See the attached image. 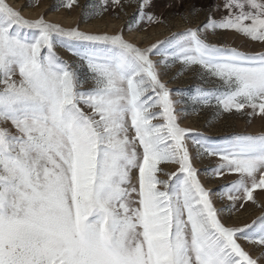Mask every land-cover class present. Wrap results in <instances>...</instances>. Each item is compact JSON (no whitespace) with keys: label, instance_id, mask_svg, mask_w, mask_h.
<instances>
[{"label":"snow or ice","instance_id":"1","mask_svg":"<svg viewBox=\"0 0 264 264\" xmlns=\"http://www.w3.org/2000/svg\"><path fill=\"white\" fill-rule=\"evenodd\" d=\"M132 2L137 24L165 22L153 0ZM208 12L200 27L142 47L124 30L67 29L0 0V264H264V215L224 222L264 191V132L213 138L182 127L177 108L264 119V52L207 39L225 30L264 42V0ZM177 64V76L195 71L194 94L164 81ZM204 159L215 163L201 173ZM201 175L235 178L213 191Z\"/></svg>","mask_w":264,"mask_h":264},{"label":"rangeland","instance_id":"2","mask_svg":"<svg viewBox=\"0 0 264 264\" xmlns=\"http://www.w3.org/2000/svg\"><path fill=\"white\" fill-rule=\"evenodd\" d=\"M14 8L21 10L22 14L29 19H36L43 16L50 22L57 23L64 28L71 29L79 27L81 31L89 33H114L118 30H124L127 39L138 43L142 47H147L157 40L170 36L173 32H183L189 28H198L208 19V9L212 5H221L223 0H184L181 7L179 0H153L154 6L149 11L157 16L163 17L164 23H149L147 20L136 23V4L129 3V0H121L123 9L112 6L111 0L107 10L102 15H96L101 10L102 0H76L70 8L63 6L66 0H7ZM173 4L169 8L167 5ZM195 4L198 9L196 14L191 13V7ZM183 13L187 16L184 18ZM216 19H220L224 13L214 12ZM132 22L133 30H128L129 23ZM207 39L210 43L237 48L246 53L264 52V42L254 41L235 31L218 30L215 33L209 31ZM58 54L65 60L73 62L75 57L66 49L58 48ZM181 66L177 64L170 69L163 77L170 89L184 90L185 97L194 94V89L199 85L195 71H186L183 75L177 76ZM90 85H85V88ZM173 99L180 100L182 97L176 96ZM178 109H186L181 114L180 124L182 127L192 129L196 132H202L213 138L223 137L232 132L260 133L264 132V119L259 116L251 118L247 115H239L235 112L224 114L220 118H215V109L204 108L193 111V105L189 102L177 105ZM250 111V110H248ZM189 147L195 152L194 146L189 142ZM215 160L204 159L195 161V167L203 173V170L214 164ZM165 172H175L176 165L162 164L160 166ZM160 179H168L163 173H158ZM135 176V173H134ZM232 175L226 178H209L201 175V179L208 189L213 191L220 189L221 185L227 181L233 180ZM254 195L258 203L248 202L244 208L231 214H224V222L228 225H243L250 223L256 217L264 215V191L257 190ZM228 203L227 200L224 201ZM220 207V201L216 202ZM254 257L260 255L259 249H251Z\"/></svg>","mask_w":264,"mask_h":264}]
</instances>
